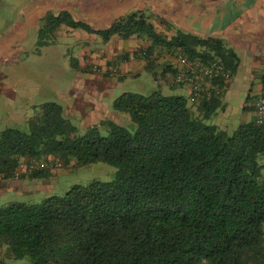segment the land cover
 I'll list each match as a JSON object with an SVG mask.
<instances>
[{
    "label": "trees",
    "instance_id": "obj_1",
    "mask_svg": "<svg viewBox=\"0 0 264 264\" xmlns=\"http://www.w3.org/2000/svg\"><path fill=\"white\" fill-rule=\"evenodd\" d=\"M62 26L105 42L113 36L147 41L136 57L147 61L154 78L152 60L163 51L219 61L230 76L240 62L220 37L179 29L163 36L142 10L103 29L67 10L47 13L39 45ZM174 71L169 61L162 68V74ZM190 102L159 90L122 92L112 108L129 113L133 127L107 119L106 135L96 126L77 133L53 101L41 105L28 131L1 129L3 178L20 177L21 164L47 158L103 161L116 172L109 181L74 184L39 203L0 207V255L27 256L29 264H264V119L254 116L229 134L204 122L221 107L220 98ZM48 174L40 168L28 175Z\"/></svg>",
    "mask_w": 264,
    "mask_h": 264
},
{
    "label": "rangeland",
    "instance_id": "obj_2",
    "mask_svg": "<svg viewBox=\"0 0 264 264\" xmlns=\"http://www.w3.org/2000/svg\"><path fill=\"white\" fill-rule=\"evenodd\" d=\"M33 2L37 3L39 0H0V49L3 44L6 49L8 48L7 56L0 54V130L16 127L28 131L30 122L39 114L41 105L50 101L61 105L65 117L77 128V133L83 134L90 127L96 126L101 135L107 134V125L96 118H90L88 113L97 105L103 107L106 119L129 129L133 127L129 113L118 112L112 108L113 100L122 92L131 91L147 95L159 90L167 96H184L189 104L191 103L187 88L170 84L169 74H162V68L170 57L164 51L156 53L159 57L152 60L158 72L156 78L146 65L134 70L131 62L124 64V56L120 59L123 63L121 67L117 63L114 64V59H111L110 65L107 66L108 70L103 68V59L100 64L97 63L96 58L99 59L100 56L101 59L104 55L110 59L114 55L126 53L137 58L136 53L148 45L147 41L131 37L126 42H121L123 44L121 47L119 45L122 44L115 43V40L108 43L109 41H103L101 36L94 38L92 34L78 29L68 31L58 29L59 35L53 37L48 35L43 39L50 38L49 43L39 45V36L35 35L37 31L24 24L25 13L32 8ZM176 5L177 2L172 0L168 6L171 12ZM144 12L153 23L151 16L156 15L149 11ZM113 18H109L111 23L116 19ZM169 22L171 25L175 24L172 20H167L165 26ZM176 26L174 27L178 30L180 27ZM182 27L179 30L184 31L186 27L183 25ZM85 46L97 53L95 57L97 62L92 61L86 50H83ZM116 47L121 49L117 50ZM73 60L77 63L76 67ZM90 61L89 67L86 68L84 65ZM171 64L174 65L173 61ZM233 80L240 86L242 81L247 83L250 79L234 76ZM256 87L251 86V90L253 88L252 91H256ZM249 88L250 84L245 91L232 93L224 107L218 108L204 122L230 134L241 122L252 120L251 106L254 96L251 94L248 98ZM245 104L248 108L244 109ZM60 161V166L46 169L49 173L45 180L47 182L40 185V189L20 194L0 192V207L12 203H39L48 196L64 194L74 184L86 185L95 181H109L116 172L115 166L103 161L83 165L75 164L73 158ZM259 162L264 164V154L259 156ZM10 178L15 176L6 179ZM0 264H29V258L4 257Z\"/></svg>",
    "mask_w": 264,
    "mask_h": 264
},
{
    "label": "crops",
    "instance_id": "obj_3",
    "mask_svg": "<svg viewBox=\"0 0 264 264\" xmlns=\"http://www.w3.org/2000/svg\"><path fill=\"white\" fill-rule=\"evenodd\" d=\"M39 0V2H33L32 8L30 7L24 17V24L27 27L34 28L37 31L35 34L39 36L42 19L47 13H57L60 10H67L71 15L88 23L92 28L102 29L107 27L111 22L109 18H117L125 13L133 10H144L151 12L153 24L156 30L159 31L163 36L171 37L175 34V27L184 28L185 32L207 37L215 36L222 38L228 46L232 47L233 50L239 57V66L234 73L227 80L225 90L220 97L221 106L224 107L225 103L229 99L230 95L236 91H245L247 85L250 84L248 89V98L254 96L253 105L251 106L253 118H254V103L256 96L258 95L261 88V78L259 71L264 69V0H174L177 2L172 12L168 6L172 0ZM157 3V4H156ZM114 19V18H113ZM167 20H172L165 26ZM113 21V20H112ZM179 28V29H180ZM68 31L67 27L62 26L60 30ZM60 30L55 31V35L60 34ZM183 30V29H182ZM85 32V31H83ZM75 33V32H74ZM73 34V33H72ZM94 38L97 36L93 33ZM130 39V38H129ZM115 40L116 42H126L118 36H113L108 43ZM4 43V41H3ZM122 44V43H121ZM119 46H123L119 45ZM121 47H116L117 50ZM92 58V61L101 63L103 59V68L107 69L110 65L111 59H114L117 65L120 67L123 65L120 60L124 56V64L130 63L134 70H139L144 67L147 63L145 60L137 59L129 56L126 53L120 54L110 58L105 56L99 59L96 52H92L85 46L83 49ZM89 50V52H88ZM1 56H7L8 48L6 49L4 44L0 49ZM99 52V51H97ZM118 53V52H117ZM119 55V53H118ZM121 61V63H119ZM172 62L171 56L168 60ZM167 61V62H168ZM91 61L84 65L86 68L89 67ZM80 65L82 63L80 62ZM234 76H241L242 78L248 77V82L239 83L234 81ZM256 85V91L251 90V86ZM188 93V91H187ZM189 95V93H188ZM245 108L248 106L245 104ZM90 118H96L99 121H105L106 115H103L104 109L102 106H96L88 111ZM243 123V122H241ZM25 164H21L18 168L23 171ZM20 177L6 179L0 176V192H14L20 194L21 192L31 193L35 190L40 189V185H44L47 180L46 177H31L26 174ZM38 181V182H36ZM42 182V183H41Z\"/></svg>",
    "mask_w": 264,
    "mask_h": 264
},
{
    "label": "built area",
    "instance_id": "obj_4",
    "mask_svg": "<svg viewBox=\"0 0 264 264\" xmlns=\"http://www.w3.org/2000/svg\"><path fill=\"white\" fill-rule=\"evenodd\" d=\"M175 71L169 73L170 84L186 87L192 100L220 98L225 90L229 73L222 63L216 60H191L183 54H175L172 58ZM261 88L254 103V116L256 121L264 119V69L259 71ZM61 161L56 158H47L27 166L21 172L29 174L32 170L51 169L60 166ZM26 166V165H25Z\"/></svg>",
    "mask_w": 264,
    "mask_h": 264
}]
</instances>
